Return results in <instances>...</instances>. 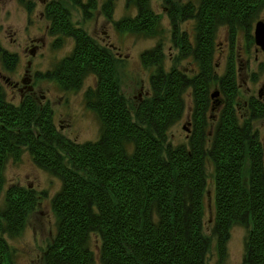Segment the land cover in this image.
<instances>
[{"label":"trees","instance_id":"1","mask_svg":"<svg viewBox=\"0 0 264 264\" xmlns=\"http://www.w3.org/2000/svg\"><path fill=\"white\" fill-rule=\"evenodd\" d=\"M135 1L139 15L121 20L120 27L156 34L159 17L150 0ZM172 6L176 30L177 19L197 20L194 40L184 31L178 43L183 56H194L199 71L191 77L175 67L165 71L163 44L146 50L142 61L159 68L152 73V92L134 110L120 91L110 51L74 28L64 4L49 7L51 33L75 39L73 51L53 78L67 87L80 86L88 72L97 75V85L86 96L102 121L96 141L77 143L57 133L48 104L41 107L29 94L19 105L9 103L0 87V187L7 159L19 157L22 148L63 180L53 200L58 232L44 252V264H94L92 234L101 239L102 264H210L213 242L219 255L215 264H222L235 221L251 227L245 263L264 264V150L252 124L264 116V104L252 98L250 116L240 117L235 58L228 59L222 76L214 67L218 24L228 25L234 46L239 28L250 33L264 0H188ZM54 10L59 16L52 18L49 12ZM3 55L9 64L16 62L15 54ZM214 83H219L225 105L211 129L208 111ZM189 86L194 96L193 130L187 145L175 146L168 132L185 111ZM209 165L215 191L210 236L204 224ZM6 199L0 228L4 217L9 229L18 232L37 203L36 193L12 186ZM9 260V245L0 236V264H11Z\"/></svg>","mask_w":264,"mask_h":264},{"label":"rangeland","instance_id":"2","mask_svg":"<svg viewBox=\"0 0 264 264\" xmlns=\"http://www.w3.org/2000/svg\"><path fill=\"white\" fill-rule=\"evenodd\" d=\"M188 0H171L172 5ZM50 3V4H49ZM72 21L74 28L82 29L95 40L96 44L107 48L116 60V74L120 91L128 99L130 108L134 107L152 92L151 77L159 68L142 61V53L163 44L162 66L165 71L177 68L183 75L194 76L199 64L194 56H183L180 52L179 37L186 31L191 40L196 36L197 20L185 18L178 20L177 30L170 18L173 7L166 0H150L149 6L159 17L156 34L122 29L121 20L135 19L140 13L135 0H0V87H3L5 100L21 104L26 95H31L41 107L49 105L57 133L74 142H91L101 137L102 121L96 110L88 105L86 96L90 88H95L97 75L88 72L80 86L64 87L52 73L65 56L74 49L75 39L60 32L51 33L48 9L60 5ZM178 5V4H177ZM50 10V11H51ZM53 18L59 16L54 10L49 12ZM53 13L55 15H53ZM264 20V6L259 7L257 16L250 23V30L239 28L236 43L232 45L230 28L219 25L216 31L214 56L215 72L225 74L229 58H235L238 96L236 112L239 116L251 114V99L264 104V50L257 46L254 38L255 25ZM250 34V35H249ZM248 36H251V41ZM13 53L16 62L9 64L4 53ZM215 84V83H214ZM210 88L211 101L208 111L209 126L214 128L224 107V94L219 83ZM217 92V95L214 93ZM214 95V96H213ZM185 111L182 117L170 126L168 139L177 146L187 145L193 130L194 96L192 87L184 92ZM264 150V116L252 120ZM252 128V129H253ZM251 129V130H252ZM264 156V155H263ZM0 187V211L8 207L7 192L12 186L30 188L36 193L37 203L25 219V225L18 232L9 229V222L2 217L0 236L9 245L11 264H44V252L52 244L58 230V220L53 209L54 196L62 188L60 176L47 170L35 160L28 148H22L19 157L7 159ZM208 170L209 184L205 195V233L209 236L215 216V191L212 169ZM251 229L239 221L230 228L226 242L227 256L222 264H246V240ZM91 247L95 251L94 264H102L99 258L101 239L92 234ZM210 264L219 260L216 245L211 243Z\"/></svg>","mask_w":264,"mask_h":264},{"label":"water","instance_id":"3","mask_svg":"<svg viewBox=\"0 0 264 264\" xmlns=\"http://www.w3.org/2000/svg\"><path fill=\"white\" fill-rule=\"evenodd\" d=\"M255 27H256L254 33L255 42L258 47L264 50V20L262 19L258 20ZM214 95H217V92H215Z\"/></svg>","mask_w":264,"mask_h":264},{"label":"flooded vegetation","instance_id":"4","mask_svg":"<svg viewBox=\"0 0 264 264\" xmlns=\"http://www.w3.org/2000/svg\"><path fill=\"white\" fill-rule=\"evenodd\" d=\"M50 4V3H49ZM254 33H255V31H254ZM254 36V35H253Z\"/></svg>","mask_w":264,"mask_h":264}]
</instances>
